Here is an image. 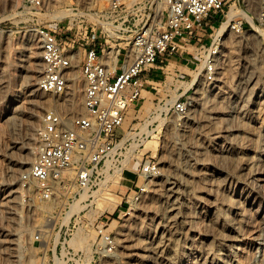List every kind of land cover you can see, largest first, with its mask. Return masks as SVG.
I'll use <instances>...</instances> for the list:
<instances>
[{
	"label": "built area",
	"instance_id": "1",
	"mask_svg": "<svg viewBox=\"0 0 264 264\" xmlns=\"http://www.w3.org/2000/svg\"><path fill=\"white\" fill-rule=\"evenodd\" d=\"M23 6L44 10L49 1L23 0ZM65 11L58 30L35 27L38 89L65 95L75 81L80 111L67 114L53 105L44 110L34 157L18 177L22 212L7 217L26 227L0 231V264H91L94 255L89 259L83 245L88 231L83 229L81 244L73 245L72 239L95 192L128 172L130 185L114 184L130 189L115 208L86 218L94 233L93 254L112 253L111 222L141 200L160 172L156 154L163 126L184 124L199 82L216 79L220 37L214 27L223 20L236 34L264 27V0H67ZM181 61L194 63L193 70L201 66L197 84L185 87L191 74L165 71ZM153 70L159 79L148 76ZM143 92L152 96V110L142 111ZM149 139L157 141L155 153L144 150ZM81 194L85 207L68 216Z\"/></svg>",
	"mask_w": 264,
	"mask_h": 264
},
{
	"label": "rangeland",
	"instance_id": "2",
	"mask_svg": "<svg viewBox=\"0 0 264 264\" xmlns=\"http://www.w3.org/2000/svg\"><path fill=\"white\" fill-rule=\"evenodd\" d=\"M48 1L49 6L47 9L35 10L23 6V0H0V231L6 229L20 231L26 227L18 219H8L7 217L14 215L11 213L18 214L22 212L17 191L18 177L34 157L37 144L36 130L40 125L41 116L44 110L52 105L56 97L38 89L41 66L39 38L35 32V27L43 25L48 29L58 30V27L62 25V21L65 20V4L67 0ZM57 19H61V22H57ZM224 21L227 22L228 20ZM218 27H214L215 35ZM260 29H264V27ZM252 33L253 31H246L245 33L236 34L227 28V32L223 37L219 36L216 79L212 83L199 82L198 84V88L202 86L208 87L210 98L217 102L215 103V111L210 114L211 117L216 118L214 119L215 122L203 126L205 134H197L196 136H191L187 132L182 133L184 126H190L193 129H191L193 134L197 129L201 128V126H198L200 125L198 121L193 122L192 119L188 120L187 124L186 122L181 125L169 123L163 126L159 151L156 154L160 172L148 183V191L142 195L141 200L131 210L122 213L118 218L116 216V221L111 222L110 230L113 231L115 249L109 254H93L92 238L94 233L86 218L96 216L100 212L98 209V206H101L100 204H103V206L108 205L102 210L109 209L114 203V196H119L121 200V194L125 191L129 192L130 189L125 186L118 187L114 185L119 181L115 179L113 185L108 183V186L99 188L95 192V202L92 208H88L83 212L85 219L72 239V243L75 239H83V229L85 228L88 231L87 238H89V242L85 243L84 241L83 245H87L89 259L92 260L94 255L91 264H142L137 257L128 258L126 253H124L125 250L121 247L123 234L133 229L143 230L144 228H150L146 223L149 217L153 215V209L157 201V189L160 183L173 180V163L170 162V159L176 155L172 154V157L169 158V152L176 153L178 149H181L180 151L185 152V154H192L194 147L189 142H191V139L195 141L197 138L201 142H199L200 145L205 146L207 151L205 150V154L199 156L200 160L194 165V170L199 175L197 176L198 180L195 178L197 181L193 180L189 183V192L191 194L190 209L194 222L193 228L195 229V234L191 235L193 248L204 246V243H209V246L216 247L214 236L221 231V228L218 222L209 221L213 210L212 205L217 203L218 212L223 215L227 214V217H232L235 208H229L227 205L228 201H230L229 199L240 200V194L249 189L253 183L257 186L253 200L241 203L240 206L246 210L243 214L241 249L235 257V264H264V164L260 165L262 172L255 175V177H251L240 158L244 157L245 153L253 154L252 148L249 147L253 145L255 135L260 134L264 130V97L260 98L258 95L254 97L255 105L252 107L251 112L241 117V120L232 122L234 126L239 122V125L242 123L247 128L246 133L237 131L235 134L244 137L248 148H237L233 151V155L231 153L228 154L225 151L226 139L224 136L227 133L224 131L227 125L224 122L226 114L223 111V103L244 65L247 67V71L250 69L247 73L251 75L253 80H256L257 86L259 88L261 86L264 87V36ZM253 35L256 37H253ZM189 50H192V48ZM246 57L249 58L247 59ZM194 66L195 64L192 63L188 65L189 68L183 66L178 68L181 72L193 76ZM173 68H176V63L171 62L169 69H166V71H172ZM167 72L164 74L165 76L174 73L171 72L169 74ZM28 74L34 84L29 88H24V79ZM148 76L154 79L160 78V74L156 70H153ZM166 79L169 82L172 81L171 76L166 77ZM183 85L186 86L185 83ZM77 86H79L80 92V85L77 84ZM144 95L147 96V99L142 108L143 112H145V107L148 105L150 110L153 108L151 103L152 96L146 92ZM193 95L194 97L196 96L195 93ZM77 97L76 101L78 102ZM15 99L17 100L14 101ZM14 105L20 106L16 113L12 111ZM11 116L13 119L10 120ZM195 117L196 119L199 117L197 112ZM142 125L138 124L137 126ZM185 134L190 135V140L185 137ZM240 136L236 137L239 147L242 146L240 144L242 143ZM238 143H236L237 146ZM13 145L15 146L12 147ZM156 146L157 141L149 139L145 143L144 150L152 149L153 153H155ZM132 176V174L128 175L129 183H122L130 185ZM178 181L180 182V179ZM12 190L17 192H12ZM99 194L101 196L97 197ZM75 203L72 207H75ZM80 209L72 212H78ZM109 211H112V209ZM205 231H210L211 235L200 234L205 233ZM79 242L82 243L80 240ZM200 257L199 252L192 250L185 258L188 261H196ZM187 260H184L181 264H186Z\"/></svg>",
	"mask_w": 264,
	"mask_h": 264
},
{
	"label": "bare ground",
	"instance_id": "3",
	"mask_svg": "<svg viewBox=\"0 0 264 264\" xmlns=\"http://www.w3.org/2000/svg\"><path fill=\"white\" fill-rule=\"evenodd\" d=\"M62 13L64 12L62 11ZM226 27L228 28V21L222 22L218 27L215 36L223 37V35L227 32ZM254 33H258L264 36V29H260L259 27H257L253 30L252 34ZM254 36L255 35H253V37ZM246 58L248 59L249 57ZM169 66L170 64L165 67V71L166 69H169ZM249 70L247 71V67L245 65L243 66V68L239 72L240 74L235 79V84L229 90V95L223 103V111L226 114L224 122L227 125V128L224 130L227 132L226 135H224L226 139L225 151L228 154H232L233 151H235V149L237 148H248V144H245L247 142L246 140H244V137L240 136L239 134H235L237 131L246 133L247 128L244 127L245 125L242 123L241 125H239V122L234 126L232 125V122H234L235 120H241V117L251 112L252 107L255 105V100H253L254 97H257V95L260 98L264 97V87L261 86L262 88H259L257 86L256 80H253L251 75L247 73L249 72ZM200 76L201 66H198V68L194 70L192 76L193 78L186 84L185 87L190 86V84H192L193 82L197 84L200 81ZM24 82V88H29L34 84L30 79L29 74L26 75ZM144 94L145 92H143V95ZM195 94V97L193 95L194 100L192 108L190 110V113L184 118V122H186L187 124V121L191 119L193 120V122L198 121V123L200 124L198 126H201V128H199V130L195 129L196 131L193 134L191 131L192 128L190 126L183 125L184 129L182 131L183 134L187 132L191 134V136H196L197 134H205L203 126L212 124L213 122H215L214 119H216L215 117H211L210 114L215 111V103L217 102H215L214 99L210 98L208 87L202 86L197 88ZM76 97L78 98V102L76 101ZM16 100L17 99H15L14 101ZM52 105L62 109L67 114H74L79 112L81 107V89L79 92V86H77V83L73 81L71 90H69L65 95L56 96ZM145 108V110L147 111L150 109V106L148 105ZM19 109L20 106L18 107V105H14L12 107V111L15 113L18 112ZM196 112L199 114L198 119H196L195 117ZM11 119H13L12 116L10 120ZM189 134H185V137L189 138ZM237 136H240L242 139V143H240L242 145L241 147H239V143L236 141ZM197 139H195V141L191 139V142H189V144L194 147L192 154H185V152L180 151L181 149H178L176 153L172 151L169 152V158L172 157V154L176 155L174 158L170 159V162L173 163V180L170 182L160 183V185L158 184L159 188L156 192L157 201L153 209V215L149 217V220L146 223V225L150 226V228L148 227V229H145L143 227V230L133 229L127 231L126 233L124 232L121 247L123 248V250H125L124 253H126V256H128V258L130 257L133 259L137 257L142 264H181V262L187 260L185 257H187L192 250H196L200 253L201 257L196 261L187 260L186 264H235V257L238 254V251L241 249L243 238L242 228L244 221L243 214L246 210L245 208H241L240 206L241 203H247L251 199L253 200V196H255L256 194L255 188H257V186L252 183L249 189H246L244 192H242L239 197L241 202L240 200L229 199L230 201H228L229 203L227 205L230 209L235 208L233 210L232 217H227V214L223 215L221 214V212H218L217 203H214L212 205L213 210L211 209L212 213L209 221L218 222L221 228V231L214 236L216 247L209 246V243H204V246L193 248L191 235L195 234V229L193 228L194 222L190 209L191 194L189 192V183H191L193 180H198L197 176L199 175L198 173L196 174L194 165L197 164V161L200 160L199 156L204 155L206 150V147L202 144L200 145L201 142ZM253 142V145L249 147L252 148L251 150L253 154L245 153L244 157H240L242 160V164L245 166V168L248 169V174H250L251 177H255V175L262 172L260 165L264 164V130H262L260 134L255 135ZM236 143H238V146ZM14 146L15 145H13L12 147ZM129 174L130 173L128 172L124 173L118 176L116 180L118 179V182L129 183ZM195 178H197V180H195ZM179 179L180 182L178 181ZM105 186L106 185L102 186L101 188ZM12 192L17 191L12 190ZM100 196L101 194L97 195V197ZM114 197V203L111 207H109V210H113L115 206L120 202L119 196ZM85 198L86 195L81 194L80 198L75 201V207H72L74 203L71 205L70 210L67 212L68 216L70 212L84 207V205L79 204L80 201L84 200ZM216 200L218 201V199ZM100 205L101 206H98V209L100 210H102L104 207H108V205ZM200 234L209 236L211 235V232L205 231V233ZM79 240L81 241L82 239H75L73 245L76 246L78 243L81 244Z\"/></svg>",
	"mask_w": 264,
	"mask_h": 264
},
{
	"label": "crops",
	"instance_id": "4",
	"mask_svg": "<svg viewBox=\"0 0 264 264\" xmlns=\"http://www.w3.org/2000/svg\"><path fill=\"white\" fill-rule=\"evenodd\" d=\"M205 39H206L205 41L208 42V39H207V38H205ZM180 66H181V67L183 66V67H187V68H189L188 65L185 64V61L177 62V64H176V68L179 69L178 67H180ZM179 70H180V69H179ZM153 80H157V79H154V78H153Z\"/></svg>",
	"mask_w": 264,
	"mask_h": 264
}]
</instances>
